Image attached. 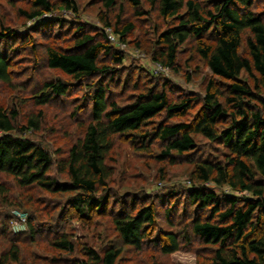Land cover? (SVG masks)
Returning <instances> with one entry per match:
<instances>
[{
    "label": "trees",
    "instance_id": "obj_1",
    "mask_svg": "<svg viewBox=\"0 0 264 264\" xmlns=\"http://www.w3.org/2000/svg\"><path fill=\"white\" fill-rule=\"evenodd\" d=\"M118 1L102 3L111 11ZM129 1L138 16L144 15L140 0ZM148 1L166 23L157 30L152 48L146 49L150 61L180 73L181 48L195 42L196 54L214 77L226 82L225 90L218 89L210 79L204 96L182 93L172 99L167 80L140 67L124 66L126 55L108 39L107 29L96 33L78 20L67 24L63 18L40 22L36 34L47 36L55 27L71 34L72 47L49 44L43 46L42 54L49 69L90 87L85 99L89 124L83 126L82 136L67 152L57 150L54 158L43 143L28 136L42 131V112L30 115L24 125L18 108L9 110L0 105L3 206L33 212L31 193L41 190L57 200H66L69 219L73 213L82 220L108 216L121 240L138 251L150 244L162 255L172 256L199 243L206 259L198 264H264L263 11L258 9L257 0H212L208 6L203 0ZM58 11L79 14L73 0H28L17 9L27 22L40 21ZM102 20L119 43L127 44L128 34L136 29L132 23L123 24L120 15L115 24L107 17ZM9 40L21 45L13 49L6 45ZM1 44L0 82L12 84L10 54L18 53L22 44L35 47L36 38L33 32L19 33L0 25ZM136 47L142 48L137 43ZM243 76L246 78L241 79ZM116 86L122 93H135L126 103L121 102V94L114 91ZM69 91L64 81L45 82L36 92V104L47 106ZM196 106L199 110L192 120L177 122L194 112ZM157 118L163 120L157 123ZM116 137L132 138L131 142L141 144L143 150L159 141L163 150L158 159H169L173 166L185 159L192 166L188 188L172 189L161 199L144 198L142 205L123 200L113 203L110 183L114 170L108 158ZM199 138L218 155L197 157ZM7 179L14 182L16 191ZM159 202L168 205L163 214L169 229L160 222ZM3 214L0 237L9 234L10 220L7 215L1 220ZM30 218V238L35 240L45 231L52 234L50 229H36L32 223L37 220L35 215ZM54 234L53 248L75 253L73 237L66 231ZM9 244L7 252L0 255V264H18L21 260L18 241ZM83 253L81 263L75 264H118L122 249L109 246L100 253L84 247Z\"/></svg>",
    "mask_w": 264,
    "mask_h": 264
},
{
    "label": "rangeland",
    "instance_id": "obj_2",
    "mask_svg": "<svg viewBox=\"0 0 264 264\" xmlns=\"http://www.w3.org/2000/svg\"><path fill=\"white\" fill-rule=\"evenodd\" d=\"M56 1V0H54ZM79 9V14L71 11H58L56 14L45 15L40 21L27 22L17 12V9L27 5L28 0H0V25L19 33H27L36 38L35 44L24 47L18 53L10 54L13 61V82L5 84L0 82V105L7 109L18 108L20 111V122L25 125L26 118L32 114L42 112L44 122L42 131L36 134H29V138L35 142L43 143L53 157H57V150L67 152L71 146L82 136L83 126L89 124V117L86 113L85 99L90 92L89 86L73 83L72 79L60 71L51 70L46 65L43 57V46L54 45L60 48L72 47L71 34L55 27L47 36L36 34L39 23L48 22L55 18L65 19L67 24L78 22L85 24L92 32L110 31L103 23V18L109 19L115 24L117 17L121 16L123 24L132 23L135 31L127 36V44L122 50L126 55L125 67L130 65L140 67L146 72L153 73L167 80L172 89L171 98L177 99L182 93H192L204 96L209 80L214 79L218 89L225 90L226 82L220 80L212 74L205 61H203L195 51V42L189 43L181 48L180 73L173 70L161 68L150 61L146 49L152 48L156 40L157 30H162L166 23L160 18L157 7L149 3L148 0H140L142 3L140 11L144 15L138 16L137 10L129 0H119L115 9L107 11L102 0H73ZM207 6L212 0H203ZM259 2L258 9L264 14V0ZM44 22V23H45ZM170 22V21H169ZM115 26V25H114ZM116 27V26H115ZM112 32V30H111ZM113 34V33H112ZM117 42L118 37L113 34ZM48 38V39H47ZM4 42H2L3 44ZM136 43L142 48L136 47ZM0 45L3 48V45ZM13 49L18 47L12 40L7 41ZM4 45V46H6ZM118 47V46H117ZM9 48V47H8ZM19 48V47H18ZM35 48V49H34ZM119 48V47H118ZM142 49V50H140ZM35 52V54H33ZM245 54V53H244ZM190 75V77H188ZM243 76L241 79H245ZM64 81L69 85V94L62 98H56L47 106H38L35 95L41 85L49 81ZM97 81V79H95ZM95 80L89 82L92 84ZM189 80V81H188ZM117 87V86H116ZM114 91L121 94V102L126 103L132 91L123 92L120 87ZM226 94L224 91L223 95ZM129 101V100H128ZM199 106L191 114L180 117L177 122H189L195 117ZM162 118L155 119V122L162 121ZM132 138L116 137L115 145L109 156L108 163L114 170L110 189L113 192L114 201L123 200L127 203L137 202L142 205L144 198L161 199L163 195L172 192V189L180 190V187L189 185V174L192 166L179 159V163L173 166L169 159H158L162 153L163 146L159 141L147 145L146 150L141 144L131 142ZM199 150L197 157H205L217 154L210 147L208 142L198 139ZM8 185L13 188L14 182L7 179ZM14 186V191H16ZM16 197V192H13ZM179 193V192H178ZM181 193V192H180ZM34 199V211H21L3 206L0 199L1 220L4 216L9 217V234L0 237V255L7 252L11 240H17L21 248V260L18 264H75L81 263L84 258L83 248L90 247L103 252L109 246L122 249V256L118 264H198L205 261L203 247L199 243H194L193 248H184L172 256H164L159 249L150 244H146L142 251H138L126 245L120 238L108 216H96L90 220H82L74 213L69 219L66 217L68 206L66 200H57L48 193L38 190L31 193ZM180 199V194L178 195ZM160 204V202H159ZM65 209H64V208ZM168 205L160 204V222L167 227L164 218V211ZM63 208V209H62ZM119 208V207H118ZM182 206L180 207V210ZM37 211V212H35ZM180 213H182L180 211ZM35 215L36 221L33 226L36 229H50L52 234L45 233L35 240L29 237L28 221ZM186 218V217H185ZM175 221V217H173ZM66 231L76 245L74 254H66L57 251L51 246L54 233ZM54 234V235H53ZM203 250V251H202ZM14 264V263H11Z\"/></svg>",
    "mask_w": 264,
    "mask_h": 264
},
{
    "label": "built area",
    "instance_id": "obj_3",
    "mask_svg": "<svg viewBox=\"0 0 264 264\" xmlns=\"http://www.w3.org/2000/svg\"><path fill=\"white\" fill-rule=\"evenodd\" d=\"M108 33V39L115 45H117L120 49L124 48V45H121L119 42L116 41V38L113 36L111 31H107ZM162 68V67H161Z\"/></svg>",
    "mask_w": 264,
    "mask_h": 264
}]
</instances>
